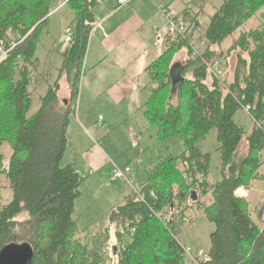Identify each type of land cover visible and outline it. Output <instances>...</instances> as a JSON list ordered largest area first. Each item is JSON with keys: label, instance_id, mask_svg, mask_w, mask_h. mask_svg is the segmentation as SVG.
Instances as JSON below:
<instances>
[{"label": "trees", "instance_id": "obj_1", "mask_svg": "<svg viewBox=\"0 0 264 264\" xmlns=\"http://www.w3.org/2000/svg\"><path fill=\"white\" fill-rule=\"evenodd\" d=\"M59 2H67L75 15L70 25L74 39L63 64L71 96L67 103L60 98L57 80L41 97L39 110L30 115V87L40 69L37 46ZM208 3L192 0L185 7L181 12L185 34L166 37L165 51L146 70L150 87L144 116L158 127L161 142L178 138L184 152L151 163L139 191L144 201L129 195L111 212L105 230L90 233L74 219L84 179L63 160L96 1L0 0V44L10 49L0 59V175L13 192L12 200L0 207V251L11 243H28L34 251L33 264H105L112 259L106 247L115 227L118 244L112 253L117 264H187L180 236L192 224L189 211L195 207L216 227L202 264H264V225L251 219L246 201L235 195L240 188L249 189L263 167L264 27L243 33L228 51L237 52L229 86H223L207 67L216 59L211 49L235 35L264 0H221L204 34L207 50L194 59L189 42L199 32ZM183 50L189 61L181 63L184 80L173 92L171 72L176 63L171 66V62ZM245 108L253 123L249 132L235 121ZM213 129L222 179L211 183V154H203L198 142ZM6 144L11 149L8 160L1 153ZM209 195L211 204L202 201ZM127 222L136 233L125 240L119 228Z\"/></svg>", "mask_w": 264, "mask_h": 264}, {"label": "rangeland", "instance_id": "obj_2", "mask_svg": "<svg viewBox=\"0 0 264 264\" xmlns=\"http://www.w3.org/2000/svg\"><path fill=\"white\" fill-rule=\"evenodd\" d=\"M182 1L183 2L177 3H182L181 6L183 7L184 0ZM208 1L209 3L206 8L207 14L201 18L199 32L192 39L194 46H192V42H189L191 47L190 54L194 59L199 58L198 56L203 55L207 50L208 42L205 41L204 34L209 23V17L221 4V0ZM58 7L59 5H57V8ZM60 9L59 7L56 13L59 12L50 19L49 28L43 32L44 34L42 33V44L39 43L37 46L36 55L41 62L43 61L44 65H42L39 70V75L41 76H37L36 74L30 87L33 99L30 115L37 112L41 106L40 98L47 89V86L42 83V80L48 77L45 74L46 70H48L47 68L51 65L56 66L57 64L59 65L58 68L61 67L64 57L60 55V50L65 52L69 45L65 43L66 35L64 30H67L73 22L71 17L69 18L67 16V14H70V12L73 13V11L69 6ZM171 10L175 9L171 8ZM73 16L75 18V15ZM248 16L249 17L244 21V26L238 30L235 35L229 37L221 46H215L211 49L214 52L213 57L216 58L215 60H220L223 65V76L219 79L223 86L227 87L232 83L237 66V52L229 54L228 51L243 33L264 27V6L259 7L254 14ZM165 25L167 28L166 19ZM12 35L11 33L10 36L12 37ZM14 40L16 39L14 38ZM153 40L154 44H160V47L157 49L165 48L164 36L159 39L158 35H156ZM53 42L57 43L56 48H58L55 59L49 57L50 52H46V49L50 47V43ZM65 44H67V46ZM195 51L196 55L193 56L192 53ZM187 61H189V54L186 50H183L173 57L171 66L174 63H184ZM212 65L213 64L210 63L207 65L208 70H210ZM88 72L87 70V73ZM191 74L192 71L189 72L188 77H190ZM55 75L56 78H58L59 71L55 72ZM84 76L83 73L80 80L79 91L81 90ZM37 79H39V83ZM139 94V97L134 94L132 96L126 95L123 98H112L109 94H106V97L102 100L97 98L99 103L94 107L96 111L92 112H88V109H86L87 103H85L80 112L78 108V115L80 113L81 118L82 116H86L94 122L91 128L86 126V129L81 130L74 123L78 116L71 118V124L67 132V159L64 160L63 165H67L70 156H74L73 148H77L80 152V156L76 158V167L79 171L78 173L84 179V183L82 186L83 194L76 202L74 219L81 230L90 233L105 230L108 227L111 212L119 206H122L129 195H133V185L125 180H113L116 168L125 170V168L130 167L133 171L135 186L139 188L145 183L151 163L159 162L160 157L162 159H166L167 157L176 158L185 150L183 142L178 138H172L165 142L160 141L158 137V127L152 125L144 116V104H140L142 93ZM101 96L102 95L99 94V97ZM108 97L110 98V104L115 105V108L111 112L105 110V103L109 104ZM175 102H177L176 99ZM100 116L103 119L105 118L106 121H99ZM235 121L248 132L253 127L251 116L245 110L240 111L235 116ZM198 147L203 154H211L210 182L214 183L220 181L222 179V167L217 145V130H211L205 139L198 142ZM241 150L243 154L247 152L245 142L242 144ZM10 151L11 149L7 144L2 148L1 153L4 160H8L11 153ZM261 160L263 162V167L259 171L257 179L252 182L249 189L244 188L242 190H247V196L243 198V200L246 201L251 219L258 226L263 227L264 152ZM4 162L6 163V161ZM249 190L252 193L251 195ZM12 196L13 192L10 189L9 183L0 175V207L8 204L12 200ZM236 197L238 196L236 195ZM202 199L203 202L207 201L209 204L213 201L212 195ZM189 215L192 224L186 226L180 236V242L186 248H190L193 251V257L197 259L199 264H202L206 256L210 253L212 247L210 235L215 231L216 227L195 207L191 212L189 211ZM115 233L116 228L111 227L112 241L106 247V252L112 259H108L105 264H117V259L112 253L113 248L118 244ZM128 239L129 238L125 240ZM186 262L187 264H197L190 258H188Z\"/></svg>", "mask_w": 264, "mask_h": 264}, {"label": "crops", "instance_id": "obj_3", "mask_svg": "<svg viewBox=\"0 0 264 264\" xmlns=\"http://www.w3.org/2000/svg\"><path fill=\"white\" fill-rule=\"evenodd\" d=\"M95 1V23L93 29L88 35L87 50L81 69L82 74L84 73L85 76L81 90L79 91L75 107V115L72 116H78L74 123L81 130L86 129V126L91 128L94 122L86 116H82L81 118V114L79 113L78 115V108L80 112L82 106L87 103L86 109H88V112L96 111V108L94 107L99 103L97 98L102 100L106 97V94H109L112 98H123L126 95L132 96L134 94L139 97V93H142L140 104L145 105L149 97L150 87V80L146 70L148 66L155 62L165 51V48L157 49L160 47V44L155 45L153 40L158 34L164 36V40L167 37L165 18L160 13L159 8L160 6H169L178 12H182L192 0H184L183 7L181 6L182 3H177L183 2L182 0H124L127 2L125 5L119 4V1L121 0ZM65 7H67V5L63 8ZM57 9L58 8L53 12L57 11ZM57 13L55 12L53 15L50 14V19ZM73 15L74 14L71 12L70 14H67L69 18L71 17V20H74ZM50 19L47 29L50 26ZM83 27L84 25L81 26L82 30H84ZM40 43L42 44L41 39ZM68 44L67 50L70 48V43ZM65 45L67 46V44ZM56 47L57 43L53 42L50 43V47L46 49V52H50V55H48L52 59H55V54L58 50ZM65 52L60 50V55H63L64 57ZM37 58L39 59L38 56ZM39 62L40 67L44 65L43 61L41 62L40 59ZM63 64L64 61L60 68H58V64L56 66L51 65L47 68L48 70H46L45 74L48 77H46L47 79L42 80V83L48 88L49 85L59 80L60 98L65 102H68L71 96V84L68 77L67 67ZM61 69L63 70L61 71ZM87 70L89 71L88 73ZM57 71H59L58 78H56L55 75V72ZM37 80L39 83V79ZM45 93L42 96H44ZM99 94L102 96L99 97ZM108 102L109 104L105 103V110L111 112L115 108V105L110 104L109 97ZM99 119V121H106L105 118L101 119V116ZM73 149L74 156H70L67 165H72L76 171L79 172L76 167V158L80 156V152L77 148ZM67 151L64 160L67 159ZM130 177L134 181L133 171ZM249 192L251 195L252 193L250 190Z\"/></svg>", "mask_w": 264, "mask_h": 264}, {"label": "built area", "instance_id": "obj_4", "mask_svg": "<svg viewBox=\"0 0 264 264\" xmlns=\"http://www.w3.org/2000/svg\"><path fill=\"white\" fill-rule=\"evenodd\" d=\"M126 3L127 2L124 0L119 1L120 5H125ZM66 4H67V2H59L58 5L60 8H63L64 6H66ZM59 7H58V9H59ZM159 11L167 21V34H166V36L167 37L168 36H172V37H179L180 36V37H182L186 32L187 25L182 20L181 12H178L177 10H171V7H169V6H160ZM55 12H52L51 15H53ZM65 35H66L65 36V42L71 43L74 39L73 30L71 28H68L67 30H65ZM158 37H159V39H161L162 38L161 34H158ZM191 42H192V40H191ZM191 44H192V46H194L193 42ZM155 45H156V43H155ZM9 50L10 49H7L6 47H4L0 44V59H2L9 52ZM195 55H196V51L193 52V56H195ZM222 68H223L222 62L220 60H215L212 67L210 68V73L213 75L214 78L220 79L223 76ZM245 111L249 112V108H245ZM131 174H132V169L130 167L125 168V170H120V169L116 168L114 171L113 180H125L128 183H130L131 185H133L134 190L132 193H133V195L136 196L135 201H137V202L138 201H144L143 197L139 193L140 188H137L135 186L134 181L130 177ZM235 194L240 198H246V196H247L246 191L242 190L241 188L238 189L235 192ZM135 233H136V228L128 222L123 224L119 228V234L122 237H124L125 239L132 238L135 235ZM183 248L185 251V255L188 258H190L191 260L195 261V263L199 264L197 262V259L193 257V251L190 248H186L185 246H183ZM207 258H208V256H206L205 259H207Z\"/></svg>", "mask_w": 264, "mask_h": 264}, {"label": "water", "instance_id": "obj_5", "mask_svg": "<svg viewBox=\"0 0 264 264\" xmlns=\"http://www.w3.org/2000/svg\"><path fill=\"white\" fill-rule=\"evenodd\" d=\"M181 64H176L171 72L173 92L178 90L184 80ZM67 103V102H65ZM34 251L28 243H11L0 251V264H33Z\"/></svg>", "mask_w": 264, "mask_h": 264}]
</instances>
